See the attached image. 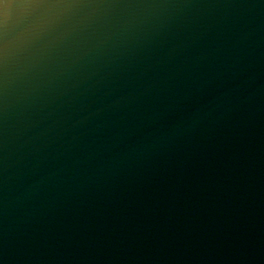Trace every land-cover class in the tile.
Here are the masks:
<instances>
[{
    "label": "water",
    "instance_id": "water-1",
    "mask_svg": "<svg viewBox=\"0 0 264 264\" xmlns=\"http://www.w3.org/2000/svg\"><path fill=\"white\" fill-rule=\"evenodd\" d=\"M0 264H264V0H0Z\"/></svg>",
    "mask_w": 264,
    "mask_h": 264
}]
</instances>
